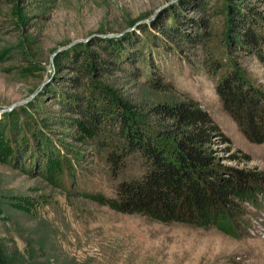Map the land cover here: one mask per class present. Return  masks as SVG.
I'll use <instances>...</instances> for the list:
<instances>
[{
	"label": "rangeland",
	"instance_id": "rangeland-1",
	"mask_svg": "<svg viewBox=\"0 0 264 264\" xmlns=\"http://www.w3.org/2000/svg\"><path fill=\"white\" fill-rule=\"evenodd\" d=\"M201 1L0 0V50L15 53L0 60L5 251L41 264H264V181L237 237L121 212L73 192L112 186L103 150L73 123L70 106L84 89L74 58L94 51L108 58L109 46L116 59L93 73L94 84L135 103V114L155 125L158 105L193 104L212 119L210 145L220 162L264 171V142L244 134L219 93L226 75L237 73L264 94V0H211L205 10ZM235 16L262 35L260 44L240 40ZM45 144L66 160L46 167Z\"/></svg>",
	"mask_w": 264,
	"mask_h": 264
},
{
	"label": "trees",
	"instance_id": "trees-1",
	"mask_svg": "<svg viewBox=\"0 0 264 264\" xmlns=\"http://www.w3.org/2000/svg\"><path fill=\"white\" fill-rule=\"evenodd\" d=\"M211 4V0H202L198 8L205 10ZM245 20L237 16L233 20L241 27L240 40L260 44L262 35ZM161 28L171 34L166 25ZM103 48L110 57L94 51L92 55L74 58V77L84 89L70 106L73 123L85 126L92 133L94 144L103 150L112 186L108 191L83 185L73 192L151 220L203 228L214 226L240 236L249 226L246 205L259 206L257 192L263 191L264 171L220 162L210 145L212 119L193 104L175 101L158 105L155 109L162 117L155 125L135 114V103L104 85L94 84L93 73L106 66L105 62L116 59V47ZM14 54L0 50V60L13 58ZM219 93L244 134L250 140L264 142V94L246 88L237 73L226 75ZM45 145L46 167L47 163L57 165L66 160L60 152L52 154L53 150ZM39 165L41 170L44 164ZM59 172L63 177L65 173L69 176L65 169ZM39 263L18 249L8 252L0 245V264Z\"/></svg>",
	"mask_w": 264,
	"mask_h": 264
}]
</instances>
